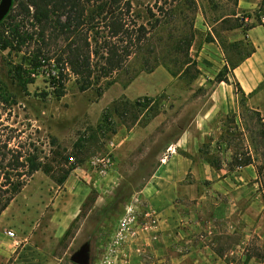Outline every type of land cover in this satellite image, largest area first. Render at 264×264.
I'll list each match as a JSON object with an SVG mask.
<instances>
[{
	"label": "rangeland",
	"instance_id": "374dc122",
	"mask_svg": "<svg viewBox=\"0 0 264 264\" xmlns=\"http://www.w3.org/2000/svg\"><path fill=\"white\" fill-rule=\"evenodd\" d=\"M128 1L147 29L157 19L165 24L102 91L80 92L71 80L58 99L41 75L23 90L7 72L21 56L0 53V82L15 102L9 125L32 155L55 166L63 160L52 153H60L70 171L62 184L59 170L26 179L0 216V264H74L84 248L88 264H264V197L255 169L228 171L232 151L224 140L227 132L241 140L245 133V144L251 136L243 130L252 127L249 118H238L233 80L245 107L264 120V46L250 34L264 28V0ZM170 5L176 12L159 15ZM233 30L244 36L228 40ZM190 35L196 72L173 78L162 66L142 71L143 57L150 53L153 63L154 50L161 57ZM170 56L181 59L183 51ZM239 61L229 84L216 82L227 63ZM249 71L257 79L252 90ZM145 97L158 99L153 118L150 110L132 125L129 115L124 126L112 114L98 128L115 103Z\"/></svg>",
	"mask_w": 264,
	"mask_h": 264
},
{
	"label": "trees",
	"instance_id": "16d2710c",
	"mask_svg": "<svg viewBox=\"0 0 264 264\" xmlns=\"http://www.w3.org/2000/svg\"><path fill=\"white\" fill-rule=\"evenodd\" d=\"M176 8L170 5L168 10L164 11L159 7L157 11L162 16L168 15V12H176L173 11ZM154 17L151 14L150 20ZM164 24L157 19L147 29V26L139 23L128 0H13L9 13L0 23V53L6 52L9 57L21 56L19 63L7 64L9 78L14 83L25 90L41 75L52 94L59 99L71 80L80 92L92 89L102 91L111 86L114 77L138 58L152 34L155 36ZM241 27L242 25L232 26L227 30ZM181 37L183 41L175 42L168 49L183 51L181 59H172L171 50H167V54L165 52L161 57L154 50L153 63L148 62L150 53L142 58V71L149 73L162 66L173 78H184L191 70L196 72L188 55L192 37ZM182 43L185 45L184 49L180 47ZM241 62L227 63L217 75L216 82L229 84L228 77H232V71ZM233 81L236 96L239 98L238 118L241 122L248 117L252 127L243 129L251 134L247 144L244 143L247 141L245 133L239 134L244 140L236 136L228 137L229 132L226 133L225 144L232 151L228 171L253 166L256 182L264 197V120L260 113L245 107V94L239 84ZM153 102L154 106H151ZM156 105L157 98L147 97L134 102L115 103L111 112L106 111L103 114L98 128L101 130L108 126L112 114L124 126L130 115L133 125L145 112H155ZM13 106L14 98L0 82V216L24 187L26 179L35 172L42 171L50 175L55 174L56 170L61 171L62 175L57 182L59 184L70 173L63 166L64 161L69 158L61 156L60 153H52V158L56 156L63 160V163L60 161L55 166L44 163L30 153L27 142L21 141V132L9 125ZM154 116L156 112L150 119ZM234 119L235 117L231 118V123H234ZM206 161L210 167L220 169V163L209 159ZM75 222L76 219L66 230L64 239L71 234Z\"/></svg>",
	"mask_w": 264,
	"mask_h": 264
},
{
	"label": "crops",
	"instance_id": "0c3cea01",
	"mask_svg": "<svg viewBox=\"0 0 264 264\" xmlns=\"http://www.w3.org/2000/svg\"><path fill=\"white\" fill-rule=\"evenodd\" d=\"M250 34L251 35L253 34L254 36H259L260 40H261V45L264 46V28L263 27H257V28L252 29L250 31ZM225 36L228 38V40L232 41V40H239L244 35H243L242 31H240V30H233V31L226 32ZM236 70H237V68L233 70L234 74H235ZM239 73L241 74V71ZM254 74H255L254 72L249 71L248 82L246 85L249 90H252L257 84L256 75H254ZM232 77H234V76L232 75Z\"/></svg>",
	"mask_w": 264,
	"mask_h": 264
},
{
	"label": "water",
	"instance_id": "95a60500",
	"mask_svg": "<svg viewBox=\"0 0 264 264\" xmlns=\"http://www.w3.org/2000/svg\"><path fill=\"white\" fill-rule=\"evenodd\" d=\"M13 0H0V23L9 13V10L12 7ZM72 262L74 264H88V255L87 249H82L79 253H77L73 258Z\"/></svg>",
	"mask_w": 264,
	"mask_h": 264
},
{
	"label": "built area",
	"instance_id": "2783aa9c",
	"mask_svg": "<svg viewBox=\"0 0 264 264\" xmlns=\"http://www.w3.org/2000/svg\"><path fill=\"white\" fill-rule=\"evenodd\" d=\"M122 227H123V228H125V223H124V225H122ZM13 236H14V234H13V233H11V232H10V233H8V237H10V238H13Z\"/></svg>",
	"mask_w": 264,
	"mask_h": 264
}]
</instances>
